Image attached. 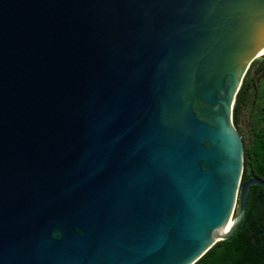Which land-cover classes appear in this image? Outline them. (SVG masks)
Wrapping results in <instances>:
<instances>
[{
    "label": "water",
    "instance_id": "1",
    "mask_svg": "<svg viewBox=\"0 0 264 264\" xmlns=\"http://www.w3.org/2000/svg\"><path fill=\"white\" fill-rule=\"evenodd\" d=\"M264 0H0V264H194L245 215L232 121Z\"/></svg>",
    "mask_w": 264,
    "mask_h": 264
},
{
    "label": "trees",
    "instance_id": "2",
    "mask_svg": "<svg viewBox=\"0 0 264 264\" xmlns=\"http://www.w3.org/2000/svg\"><path fill=\"white\" fill-rule=\"evenodd\" d=\"M254 63L250 64L235 96L232 121L237 129L240 110L244 106L250 107L252 103L247 97L248 89H251V79L247 77ZM250 117L249 136L247 142L243 140L241 182L253 176L264 179V111ZM194 264H264V191L261 187H250L244 218L234 232L227 239L215 243Z\"/></svg>",
    "mask_w": 264,
    "mask_h": 264
},
{
    "label": "flooded vegetation",
    "instance_id": "3",
    "mask_svg": "<svg viewBox=\"0 0 264 264\" xmlns=\"http://www.w3.org/2000/svg\"><path fill=\"white\" fill-rule=\"evenodd\" d=\"M251 89H248L247 97L251 99V106L247 109V120H250L252 114L258 115L264 111V58L256 65L252 74Z\"/></svg>",
    "mask_w": 264,
    "mask_h": 264
},
{
    "label": "rangeland",
    "instance_id": "4",
    "mask_svg": "<svg viewBox=\"0 0 264 264\" xmlns=\"http://www.w3.org/2000/svg\"><path fill=\"white\" fill-rule=\"evenodd\" d=\"M259 61H260V59L258 58L257 60H255V61H253V62H255L254 63V65L250 68V73H249V75H248V77H247V79L248 80H250L251 79V77H252V74L254 73V71H255V67H256V65L259 63ZM248 109H247V107L246 106H244L241 110H240V112H239V114H238V118H237V126H238V130H239V132H240V134H241V136H242V138H243V140L245 141V142H247V139H248V136H249V131H248V120H247V111Z\"/></svg>",
    "mask_w": 264,
    "mask_h": 264
}]
</instances>
